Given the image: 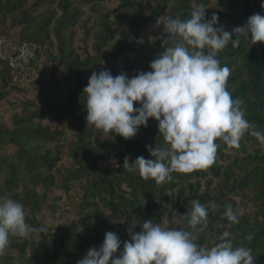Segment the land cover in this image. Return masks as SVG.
Segmentation results:
<instances>
[{
    "label": "rangeland",
    "instance_id": "obj_1",
    "mask_svg": "<svg viewBox=\"0 0 264 264\" xmlns=\"http://www.w3.org/2000/svg\"><path fill=\"white\" fill-rule=\"evenodd\" d=\"M131 1L135 9L121 7L122 0H0V198L20 202L26 223L46 229L41 231L43 235L35 231L25 237L10 236L4 254L11 264H76L86 255L70 248L77 256L49 263L41 255L42 245L56 236L76 238L80 232L92 235L97 231L102 243L112 226L122 241L130 240V232H139V224L148 219L165 228L187 227L181 214L201 195L209 201H197L206 207L214 203L217 207H210L209 215L222 221L202 232L193 231L197 242L211 247L227 231L234 246L250 248L244 230L235 231L237 223L223 215L229 204L236 212L259 208L263 197L252 184L259 175L246 176L250 169H242L235 161L244 153H233L217 139L214 165L219 167V176L209 168L203 176L190 180L185 173L173 172L170 181L157 184L124 165L126 157L130 164L133 156L150 158L146 145L167 146L154 118L128 140L87 124L83 88L93 71L107 69L113 76L125 72L118 58L135 62L138 57L121 47L145 44L152 53L168 46L162 40V34L166 38L163 25L156 21L164 15L178 17V0H165L167 5L159 15L152 14L159 0ZM245 1L241 0L238 13ZM210 3L205 7L209 12L205 19L228 6V0ZM23 42L33 44L43 61V72L30 87L12 83L7 61L14 47ZM263 48L264 43L257 42L247 51L260 53ZM241 60L232 63L230 75L240 68ZM144 64L145 72L150 71V61ZM252 150L248 146L246 153ZM110 203L117 206L118 221H112L115 214ZM132 210L140 217L127 219ZM94 240L90 244L98 248L101 243ZM252 255L255 264H264V248L252 250Z\"/></svg>",
    "mask_w": 264,
    "mask_h": 264
},
{
    "label": "clouds",
    "instance_id": "obj_2",
    "mask_svg": "<svg viewBox=\"0 0 264 264\" xmlns=\"http://www.w3.org/2000/svg\"><path fill=\"white\" fill-rule=\"evenodd\" d=\"M260 6L264 9V0ZM205 9L203 5L194 7L188 19L168 15L157 19L166 34V38L162 34L163 44L168 46L150 61V71L133 76L126 72L113 76L107 69L93 71L83 88L88 126L128 140L141 126L147 127L149 118L158 122V133L167 146L146 145L150 158L138 156L131 164L127 157L124 161L141 178L154 179L157 184L170 181L173 172L191 173L212 166L217 139L239 147L242 136L250 132L264 144V133L253 130L244 118L243 101L233 99L226 87L230 69L217 59L218 51L230 42L238 47L241 38L250 44L264 42V14L250 15L243 25L226 31L216 13L205 19ZM170 40L173 43L169 45ZM210 207L217 206L211 203L206 207L193 200L190 210L181 214L187 227L165 228L148 219L139 224V232H130L131 239L124 241L108 231L99 247H91L76 264H255L252 249L234 246L227 231L211 247L197 242L193 231L207 228ZM223 215L239 223L230 204ZM25 217L20 202L0 198V256L8 248L10 236L46 231L30 226ZM245 238L251 241L254 234Z\"/></svg>",
    "mask_w": 264,
    "mask_h": 264
},
{
    "label": "trees",
    "instance_id": "obj_3",
    "mask_svg": "<svg viewBox=\"0 0 264 264\" xmlns=\"http://www.w3.org/2000/svg\"><path fill=\"white\" fill-rule=\"evenodd\" d=\"M240 2L241 0H228V6L226 8L222 6L215 12L219 17V25H222L226 31H231L234 27L243 25L250 15L255 13L264 14V9L260 6L261 0H246L241 7L242 13H238L237 9L240 7ZM209 4H211L210 0H178V9L176 10L177 16L182 20L188 19L190 18L193 7L199 5L207 7ZM166 5L165 0H159L154 5L152 14L159 15V10L163 11ZM121 7L135 9L136 4L131 0H122ZM208 14V11L205 12V17H207ZM233 38H235V35H233ZM176 40L178 41L179 37H177ZM170 41L171 43L173 42L172 40ZM250 45L253 44H250L249 41L244 38H241L238 47H233L230 42L224 49L218 51L217 59L220 61L221 66L226 65L228 68H230L232 63L236 62L239 58L242 59L241 66L239 68L240 70H235L233 74L229 75L226 87L228 90L233 87V92L231 93L233 99L239 98L243 101L241 108L244 111V118L253 126V130L264 133V48L260 53L254 51L248 52L247 48ZM121 48H126L128 51L134 52L138 57L135 62H130L127 57L118 58L120 60V66L124 67L125 72L129 76L137 74L135 73L136 70H138V72L145 71L147 65H143V62L148 60L152 61L160 51L164 50L163 47H159L152 53H149L151 49L145 44H135ZM205 51H207V49ZM248 146L253 149V153H246ZM226 147L230 148L233 153L245 154L243 158L236 159L235 161H239L241 163L242 169H250L245 173L246 176H250L251 173L259 175V178L252 183L253 186L259 189L263 195L262 199L258 203L259 208H255L247 213L245 211L237 212L239 223H237L235 231L244 230L246 235L249 233L254 234V239L250 241V248L252 250L262 249L264 248V144H261L256 137L250 134V132H246L239 141V147H229L227 145ZM133 151L134 150H131V152ZM221 155L223 154L221 153ZM135 159L136 158L133 156L130 160L133 162ZM214 163L209 167V169L213 172V174L219 176V167L215 166ZM185 174L186 178L190 180L203 176L205 174V169H199ZM140 181L141 183H144L142 180ZM194 199L209 201L208 198H205L202 195L198 197L195 196ZM116 207L117 206L115 204L110 203L109 209L115 214V217L112 220L113 222L118 221V218L116 217ZM259 213L262 214L261 219H259ZM133 216L139 218L140 213L132 210L130 212V217L127 219H133ZM218 221H222L218 216L210 217V215H208L207 228H212L214 224L218 223ZM109 231H113L118 234V231L112 226L111 230L109 228ZM37 232L40 235H43L41 231ZM101 235L102 234L97 231H93L92 235L90 232H80V234H77L76 238L75 236L73 238L72 236L67 237L62 235L56 236V239L44 240L41 255L49 263H53L54 261L66 262L70 260L68 259L69 257L77 256V254H73L71 252L70 248H73L78 253H86L91 247H94L93 243L90 244L91 239L95 237L94 242L100 244L101 239H99V237ZM69 238H72V243L70 244L68 242ZM119 251L120 250H118L116 255H119ZM263 261L264 257L261 259L262 263ZM0 264H11V259L4 254L3 256H0ZM26 264H32V262L28 261Z\"/></svg>",
    "mask_w": 264,
    "mask_h": 264
},
{
    "label": "built area",
    "instance_id": "obj_4",
    "mask_svg": "<svg viewBox=\"0 0 264 264\" xmlns=\"http://www.w3.org/2000/svg\"><path fill=\"white\" fill-rule=\"evenodd\" d=\"M7 61L12 70L11 81L18 87L33 86L43 72V61L37 57L31 43L17 44Z\"/></svg>",
    "mask_w": 264,
    "mask_h": 264
}]
</instances>
